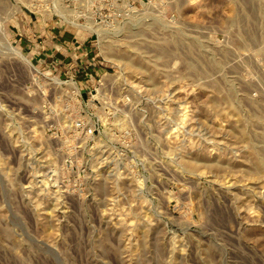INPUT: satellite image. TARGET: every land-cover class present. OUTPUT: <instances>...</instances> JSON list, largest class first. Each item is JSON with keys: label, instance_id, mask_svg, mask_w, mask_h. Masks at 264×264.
<instances>
[{"label": "rangeland", "instance_id": "374dc122", "mask_svg": "<svg viewBox=\"0 0 264 264\" xmlns=\"http://www.w3.org/2000/svg\"><path fill=\"white\" fill-rule=\"evenodd\" d=\"M28 1L0 0V264H264V0H52L105 29L77 33L132 94L100 105L19 46L64 22Z\"/></svg>", "mask_w": 264, "mask_h": 264}, {"label": "built area", "instance_id": "2783aa9c", "mask_svg": "<svg viewBox=\"0 0 264 264\" xmlns=\"http://www.w3.org/2000/svg\"><path fill=\"white\" fill-rule=\"evenodd\" d=\"M41 0H32L29 2L30 11L43 17V13L47 12L40 9ZM51 1L49 6L50 12L62 18L63 23L55 25L46 24V29L56 28L62 31H72L75 35L79 30H88L91 36L94 34L98 39L101 38L105 29L97 23H81L77 18L69 16L58 4ZM35 9V10H34ZM122 14V11L120 12ZM86 36V35H85ZM83 36L84 40L74 38L70 41L52 44V48L45 41H40L39 52H45L47 48L53 51V57L38 58L34 61L40 63L44 68H48L53 79L60 86V89L69 88L73 90L76 99L89 105H100L104 102V97L111 95H121L125 100V104L129 103L132 92L125 86L122 81L123 74L118 67L115 66L113 60L106 58L98 43L94 42L90 36ZM81 37V36H80ZM60 54V56H56ZM114 63V65H113ZM48 71V72H49ZM57 81H56V80ZM81 81L79 83L78 81ZM84 81V82H83ZM68 90V94H69ZM81 122V121H79ZM76 128L85 133L87 140L96 138V133H100V127L97 122L92 123H76ZM111 156L109 150L97 148L95 153L87 152L84 157L90 161L86 163L87 168L93 171L107 170L108 168L118 167V162H111L108 158ZM116 161V160H115ZM124 170L127 169L122 164ZM132 168L131 164H128ZM115 169V168H114ZM123 172V171H121Z\"/></svg>", "mask_w": 264, "mask_h": 264}, {"label": "crops", "instance_id": "0c3cea01", "mask_svg": "<svg viewBox=\"0 0 264 264\" xmlns=\"http://www.w3.org/2000/svg\"><path fill=\"white\" fill-rule=\"evenodd\" d=\"M33 32V35H28L29 32ZM43 32V36L40 38V34ZM17 40L19 41V46L23 49L27 50V53L31 56L33 60L38 59L40 57L50 58L53 57V51L50 48H47L45 52H39V43L40 41H45L52 48V44L63 41H70L74 38H79L80 40H84L80 35H75L74 32L66 30L62 31L59 28H50L46 29V25H39L37 23L32 26L26 27L25 25L21 26L16 35ZM41 39V40H40ZM56 56H60L57 54Z\"/></svg>", "mask_w": 264, "mask_h": 264}, {"label": "bare ground", "instance_id": "6f19581e", "mask_svg": "<svg viewBox=\"0 0 264 264\" xmlns=\"http://www.w3.org/2000/svg\"><path fill=\"white\" fill-rule=\"evenodd\" d=\"M103 35H105V34H103ZM108 41H109V39H108ZM9 45V44H8ZM10 46V45H9ZM10 48V47H9ZM14 48V47H13ZM15 49V48H14ZM12 50V49H11ZM16 53V52H15ZM26 61V63H27V59L25 60ZM29 62V61H28ZM128 63H129V61H128ZM132 63V62H131ZM28 66L29 67H34L32 64H31V62H29L28 63ZM33 69V68H32ZM184 109V108H183ZM187 110V109H186ZM183 119H185V117L183 118ZM183 121V120H182ZM184 122V121H183ZM175 130V129H174Z\"/></svg>", "mask_w": 264, "mask_h": 264}]
</instances>
